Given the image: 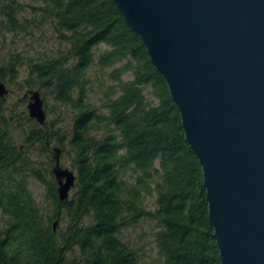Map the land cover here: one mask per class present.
<instances>
[{"label": "trees", "instance_id": "trees-1", "mask_svg": "<svg viewBox=\"0 0 264 264\" xmlns=\"http://www.w3.org/2000/svg\"><path fill=\"white\" fill-rule=\"evenodd\" d=\"M29 1L27 17L21 1L0 0L2 30L47 23L67 47L54 55L16 52L0 65V78L13 82L24 71V85L40 91L45 110L49 96L70 108L72 121L68 132L52 119L39 125L22 106L27 97L12 104L0 97V264H220L202 170L179 111L114 0ZM53 146L76 174L64 201L52 171L45 176L29 151L49 152L53 164ZM30 178L44 184L49 211ZM153 193L150 210L144 199ZM145 217L158 228L152 263L123 238Z\"/></svg>", "mask_w": 264, "mask_h": 264}, {"label": "water", "instance_id": "water-1", "mask_svg": "<svg viewBox=\"0 0 264 264\" xmlns=\"http://www.w3.org/2000/svg\"><path fill=\"white\" fill-rule=\"evenodd\" d=\"M166 82L202 170L220 264H264V0H114ZM9 93L0 78V97ZM30 118L44 101L28 89ZM59 201L73 169L51 149ZM57 221H53L55 230Z\"/></svg>", "mask_w": 264, "mask_h": 264}, {"label": "rangeland", "instance_id": "rangeland-1", "mask_svg": "<svg viewBox=\"0 0 264 264\" xmlns=\"http://www.w3.org/2000/svg\"><path fill=\"white\" fill-rule=\"evenodd\" d=\"M25 6L24 13L27 17H30V10L28 5L29 0H19ZM1 17V15H0ZM67 47V43L61 40L55 31L49 24L31 25L26 31L18 32H6L0 27V65H5L10 57L16 52L27 53L29 55L37 56V54H56L60 49ZM104 45L99 46V50H103ZM110 69V68H109ZM108 69V70H109ZM91 76L96 74L95 68L90 70ZM24 71L21 75L13 82H6V86L9 89L6 101L7 104H12L15 101L20 100L23 94L27 92V87L23 83ZM129 73L123 74V78H130ZM9 78L8 73L6 79ZM150 97L149 93H146ZM93 100L97 101V95L93 97ZM47 110L46 119L54 120V129L60 128L61 132H68L71 126L72 112L69 107H64L54 102L49 96L45 99ZM97 103V102H96ZM23 107L26 108V102L23 103ZM45 109V108H44ZM27 111V109H26ZM59 130V131H60ZM32 158L34 159V166L41 169V172L48 177V172L51 170L52 164L48 161L49 152L41 153L39 148H30ZM60 161L62 166L73 169L70 166V158L65 155H61ZM29 188L36 199L37 203L42 209L49 211L51 208V201L46 195L44 184L35 180L34 178L29 179ZM72 190L70 191L71 195ZM156 195L153 193L146 196L144 204L147 209L153 210L156 207L155 203ZM0 225H2L0 220ZM158 228L155 226L154 221L148 218H142L137 224L129 226L123 230V238L130 244L134 245L138 250L141 259L144 263H152L159 260L157 254V248L153 236Z\"/></svg>", "mask_w": 264, "mask_h": 264}]
</instances>
